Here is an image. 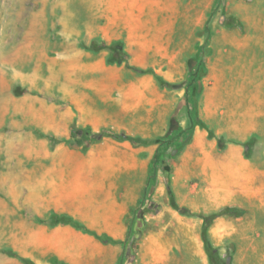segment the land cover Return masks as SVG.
<instances>
[{"label": "rangeland", "instance_id": "rangeland-1", "mask_svg": "<svg viewBox=\"0 0 264 264\" xmlns=\"http://www.w3.org/2000/svg\"><path fill=\"white\" fill-rule=\"evenodd\" d=\"M204 227L264 264V0H0V264H211Z\"/></svg>", "mask_w": 264, "mask_h": 264}, {"label": "trees", "instance_id": "trees-1", "mask_svg": "<svg viewBox=\"0 0 264 264\" xmlns=\"http://www.w3.org/2000/svg\"><path fill=\"white\" fill-rule=\"evenodd\" d=\"M205 72V68L204 66L199 62L196 66V69H195V72L193 74V77L194 78H197L199 76L200 73H204ZM193 79V78H192ZM192 79H191V82H192ZM71 135L73 137H79V138H87V139H90V140H93V141H99L101 140L102 138L104 137H113L115 139H119V140H130L132 142H136L135 139L133 138H129V137H123V136H119V135H116L114 133H111V132H108V131H105V130H102L98 133H92L90 130L86 129L84 131H80V132H77V131H73L71 133ZM154 169V168H153ZM153 173H154V170H153ZM171 205L174 209L176 210H179L178 206L175 204V202L173 200H171ZM153 208V211L155 212L157 210V206H151ZM240 211L238 209H235V208H225L223 210H221L220 212L216 213V214H213L210 216V219H213V218H216L218 216H223V215H230V216H238L240 215ZM208 219L205 218V221H207ZM50 221L51 223L53 224H70L74 227H76L77 229H81L82 231H85V232H88V230H86L84 228L83 225H81L80 223H78L77 221L73 220L72 218L68 217V216H58V215H51L50 217ZM129 232H131V229L129 228ZM89 233V232H88ZM202 237H203V240L205 242V251H206V254L211 262V264H219V259H218V256L216 254V251L215 249L211 248L209 245H208V242L206 240V227L203 228L202 230ZM102 238H106L108 241H110L111 243H116L115 241H113L112 239L110 238H107L105 236H102ZM124 244V243H122ZM7 253L9 255H15L9 251H7ZM24 264H34L32 263L31 261L29 260H23Z\"/></svg>", "mask_w": 264, "mask_h": 264}]
</instances>
